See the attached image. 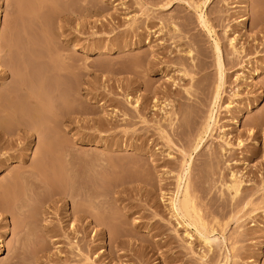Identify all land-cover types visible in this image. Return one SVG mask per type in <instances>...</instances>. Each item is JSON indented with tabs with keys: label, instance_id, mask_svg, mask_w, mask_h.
I'll return each mask as SVG.
<instances>
[{
	"label": "rangeland",
	"instance_id": "374dc122",
	"mask_svg": "<svg viewBox=\"0 0 264 264\" xmlns=\"http://www.w3.org/2000/svg\"><path fill=\"white\" fill-rule=\"evenodd\" d=\"M165 1L44 0L37 12V0H0V185L23 166L31 170L40 148L48 162L59 152L100 161L79 163L78 188L90 177L91 192L99 195L94 212L100 222L89 235L79 223L70 235L77 244L59 227L46 236L45 225L67 219L73 204L57 195L50 204L32 196L23 212L0 215V264L10 258L11 264H264V0H210L205 7L225 76L215 123L192 153L188 182L214 227L209 252L172 214L167 198L182 170V151L211 107L213 41L191 8L198 0L163 8ZM233 37L237 54L228 42ZM61 60L76 75L79 111L49 127L51 135L14 136L11 145L17 69L24 66L34 84ZM58 86L50 91L62 93L61 105L70 111V82ZM126 93L139 96L137 110ZM51 171L47 165L42 175ZM232 174L242 179L234 197L225 187ZM38 207L37 221L20 229ZM98 230L103 234L93 237ZM39 239L43 250L32 259Z\"/></svg>",
	"mask_w": 264,
	"mask_h": 264
},
{
	"label": "bare ground",
	"instance_id": "6f19581e",
	"mask_svg": "<svg viewBox=\"0 0 264 264\" xmlns=\"http://www.w3.org/2000/svg\"><path fill=\"white\" fill-rule=\"evenodd\" d=\"M43 1L44 0H37V12L44 9L45 4ZM172 1L173 0H166L161 6L166 8ZM209 1L210 0H198L191 5V8L196 12L201 27L212 37L213 65L216 69L217 79L213 85L211 107L207 110L206 116L199 122L197 130L185 148V152L182 151V170L176 175L174 189L167 198L169 209L172 214L180 218L186 228L189 227L194 230L196 238L206 247L207 252L212 249L216 241V237H210V234L214 232V227L211 225L209 227L202 216L200 208L197 206L193 189L188 182V173L190 165L192 164V153L198 151L205 138L209 135L212 125L215 123L216 112L219 107L224 85L225 61L220 47V41L215 36L213 37L214 30L205 12V7ZM55 6L56 5H54V7ZM134 21L135 17H132L131 23ZM170 25L174 31L178 29L173 22H170ZM234 38L235 37L230 38L228 42L232 47V53L237 54L240 51L234 44ZM185 52L189 54L191 50L186 49ZM233 61L234 60H228V63L231 64ZM13 62L14 60L11 58V66ZM52 63L53 64H50L51 66L49 68L50 76L44 77V74H39L38 77H35L34 84H32L31 80L26 76V68L24 66L17 69L18 75L11 83V139L7 137V142L10 143L9 140H11V145L15 142L14 136L18 138L22 136L27 141H29V138L33 135L41 138L44 135V131H47L49 136L52 132L49 127L62 124L66 118L70 120L72 114L79 111V104L76 102L78 87L75 73L73 70L66 67L63 60L58 63ZM144 70H146V67ZM258 72V68H255L253 69L252 75H257ZM62 79H66L71 85L68 92V94L71 95L70 111L64 109L61 105L65 102V100L61 102L62 99L60 95L62 93L58 92L60 95L54 96L52 95L54 93L50 91L53 88L58 90V84L62 83ZM129 84H131V80L127 82V86ZM146 88L148 89V86H146ZM125 97L129 99L128 103L131 104L133 109L137 110L140 104L139 96L135 95V97H133L126 93ZM131 97L134 99L133 103H131ZM169 122L170 124L172 123L170 120ZM8 135L9 132L4 133V136ZM18 144L22 143L19 141ZM168 155L170 154L168 153ZM46 157L47 151L40 148L34 155V163L31 165V170H25L23 166L21 169L24 170H22L19 175H11L7 182L0 185V215L6 213L11 215L13 211L23 212V208L27 207V202L32 196L39 202L45 200L48 204L54 201L55 195L59 198H68L72 202L73 208L72 212L65 215L67 219L61 220L57 226L45 225L44 231H46L45 235L50 237L58 231L59 227L65 239H69L72 244H77L78 241L71 239L70 235L76 232L79 223L83 235L87 236L92 227L91 225L95 221L100 222L94 212V199L98 198L99 195H94V193L91 192V184L93 181L89 177L87 180H84L82 182L83 185L78 188V184L81 183L79 181V163L82 161L98 163L100 161L93 156L88 159L80 158L70 152H59L55 159L49 158V162ZM23 163L25 162L23 161ZM47 165L52 168V171L51 174L45 178L42 175V171ZM241 185V177L235 174L231 175L228 184L225 182V187L232 197L239 193ZM40 209L41 208L38 207L32 213L30 212L27 216L30 220L23 222L20 229H24L25 226H31L33 222H36L38 216L41 214ZM215 222L217 223L216 220ZM101 234H103L101 230L94 231L93 237L100 236ZM186 235L191 237L193 234H190L186 229ZM43 242L44 240L42 241L41 239L35 242L32 259H35L36 254L43 250ZM24 246L25 244L22 243V246L20 245L18 250H22ZM0 247H2L1 244ZM75 248L78 251L80 250L79 245H76ZM205 255L206 254L201 255V257ZM9 264H11V258ZM222 264H226V262Z\"/></svg>",
	"mask_w": 264,
	"mask_h": 264
}]
</instances>
